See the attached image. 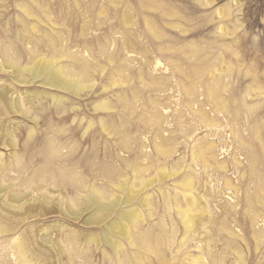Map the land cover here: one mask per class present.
I'll use <instances>...</instances> for the list:
<instances>
[{"label":"rangeland","instance_id":"1","mask_svg":"<svg viewBox=\"0 0 264 264\" xmlns=\"http://www.w3.org/2000/svg\"><path fill=\"white\" fill-rule=\"evenodd\" d=\"M21 2L23 0H0V47L20 36L24 20L29 24L38 23L36 18L25 16L19 9L16 4ZM46 6L48 13H39L38 18L47 26L39 23L38 36L48 38L51 33L56 37L55 42L48 41L46 45L34 48L32 44H25L27 39L21 38L24 44L21 40L16 43L20 55L15 59L10 58L9 62L0 55V62L4 60L6 63L26 65L36 52L40 56L57 57L62 65L67 64L71 58L85 59L88 65L97 68L90 81L97 85L93 91H83L77 97L60 89L45 87L39 80L30 84L18 83L9 73L0 72V83L7 82L15 91L14 96L20 100V104L22 103L21 109L24 112L4 117L10 121L7 126L13 132L12 137L6 136L14 139V146L0 145V152L5 160L3 162H6L4 165L8 169L4 180V174L0 176L3 180L0 181V188L4 185V189L0 190V202L3 203H0V208H5L4 202L7 201L10 204L20 203V198L15 197V194L23 193L25 197L32 199L30 204H34L36 202L32 197H40L44 192L45 195L49 194L53 201L50 207H54V211L48 215H36L24 219V222L20 218L24 209H4V212L8 211L7 215L11 216L9 218L14 220H10L12 231L7 234L0 233V264H115L117 255L102 240V232L107 229L108 223H86L84 218H87L89 211H85L79 219H72L64 215L62 208L56 205L60 199L64 205L61 207L69 205L75 209L79 208L76 201L78 194L74 188L65 182H60V185L49 178L60 168L70 172H83L88 184L94 185L95 189L106 197L115 192L122 195L118 190L111 191V186L124 177L132 179L133 170L138 177L156 180L142 193L152 196L150 208L145 209L135 203L140 212L142 211L143 220L135 227L129 225L132 238L138 235L136 240L141 242L143 235H140L149 233L151 237L156 236L155 242L159 241L158 246L161 245L160 252L147 254L146 264H187L184 254L189 246V249H193L189 255L201 253L206 264H264V0H47ZM147 19L160 33L158 40L146 34ZM157 62L160 64L153 70ZM146 63L151 64L145 65ZM171 63L178 64L183 74L172 71ZM75 71L83 70L78 67ZM179 76L182 79L187 76V79L183 80L187 86L191 85L189 87L193 88V95L183 94L177 83ZM163 77L168 80L169 86L173 83L175 87L178 86L177 90H170L167 84L158 83L164 80ZM119 78L127 83L114 85ZM160 87L167 91H160ZM33 90L48 91L68 98L65 103L68 110L64 112V108L61 109V106L53 103L50 98L42 99L36 95L31 98L29 94L34 93ZM211 95H214L215 99L218 96V104H224L230 112L229 116H219L221 121L223 117V125L235 124L240 131L243 129L247 144L239 147L232 141L231 126L228 129L226 145L219 137L210 138L212 142V139L216 141L217 158L227 165V172L224 167L217 168L219 166L214 162L217 166L210 170L211 182L204 186L207 177L199 179L201 184L197 188L198 192L196 190L197 197L207 209L204 196L208 195L209 198L211 195L209 206L212 214H206L203 218L205 221H199L198 230L195 232L197 239L179 249L182 225L176 218L173 204L171 207L168 205V209L159 195L161 187L162 191H166L178 179L162 180L160 171L165 166L168 170L174 165L173 168L178 170L176 161H181L183 157L181 162H188L190 144L194 143V139L206 137V129L200 127L206 122L192 114L189 104L193 105V101L195 106L203 103L204 111L212 116L217 105ZM105 99L110 100L112 112L103 110L95 114L94 105ZM239 103L243 105L240 106ZM73 106L79 109L72 111ZM82 118L84 121L80 124ZM158 118H161V124L157 122ZM101 119L105 129L99 123ZM90 120L96 122L95 126L84 135ZM31 128H36L37 131L29 140L28 133ZM186 130L187 132H182ZM161 137L168 139V146L163 145L165 141ZM46 143H53L58 152L54 153V149H50ZM218 146H225L226 150L222 153ZM169 147L173 148L174 153L166 158L161 156V149L163 152ZM48 152L50 154H47ZM254 155L258 158L256 157L257 161L253 164ZM236 158L240 160V164L236 163ZM20 160L21 167L26 166L24 171L18 169ZM34 175L37 183L34 186L38 188L33 193L32 188L25 186L28 179ZM225 177L231 179L230 187L233 188L225 189ZM9 184L12 186L6 188ZM83 193L90 194L89 190ZM18 233L23 236L21 240H28L25 243L20 241L24 244L22 250L20 247L18 249L17 245L20 237ZM93 233L100 237L99 245L88 239V235ZM111 237L123 245L118 253L119 258L136 264L132 260L134 254L139 251L137 246L123 236ZM75 242L76 247L79 246V250L81 248L80 253L76 251L78 254H74ZM36 245L42 246L41 250L44 249L41 252L43 256H38V252L34 250ZM51 245L56 247L49 248ZM194 246H200L202 249L198 252Z\"/></svg>","mask_w":264,"mask_h":264},{"label":"bare ground","instance_id":"2","mask_svg":"<svg viewBox=\"0 0 264 264\" xmlns=\"http://www.w3.org/2000/svg\"><path fill=\"white\" fill-rule=\"evenodd\" d=\"M46 1L47 0H30V1H24L21 3H17L16 5L19 7V9L25 14V16L29 17V18H36L38 21V23H34V24H29L27 20L23 21L22 27L21 28L23 31H21L22 33H18L20 36H16V39L14 37V41H11V43L0 47V55L1 57L3 56L6 61L9 62L10 58H16L18 57V55H20V51L18 50V47L16 46V43H19L21 38H25L28 40V44H32V47L37 48L41 45H46V42H52L54 40V38H56L54 35H51V33H49L50 35H48V38H41L38 36V31H39V23L44 24L47 26V24L39 17V13H48L47 10V6H46ZM146 22V34L150 37H152L153 39H159L160 38V33L158 32V30L154 27V25L152 24V22L147 19L145 20ZM40 32V31H39ZM51 32V31H49ZM54 32V30H53ZM17 34V35H18ZM145 34V33H144ZM47 35V32H46ZM45 37V36H44ZM22 41V40H21ZM23 42V41H22ZM57 44L59 42H56ZM55 43V44H56ZM24 44V42H23ZM49 44V43H48ZM51 44V43H50ZM53 44V45H55ZM52 46V45H51ZM58 46V45H57ZM55 46V47H57ZM142 49V48H141ZM144 49V47H143ZM148 50V48H146ZM150 51V50H148ZM196 51V50H195ZM159 52V51H158ZM152 53V52H150ZM143 54V53H142ZM146 55V54H143ZM154 54V53H153ZM65 56H62V58ZM145 57V56H144ZM146 58V57H145ZM6 63L4 60H2L0 62V72H4V73H9L10 75H12V79L15 82L18 83H23V84H30L33 83L37 80H39V83L42 84L45 87H53L56 89H60L65 91L68 94L71 95H76L77 97L80 96V93L83 91H93L95 86L97 85L94 82H90L92 81V75L95 74V72L97 71L96 66H92L91 64L88 65V63H86L85 59H76V58H71L70 61H68L67 64H60L59 62V58L55 57V58H49L46 57L44 55L40 56V54H38L37 52L34 53V56L31 57V60L26 64V65H20L19 63ZM174 62V61H173ZM149 64V63H148ZM147 63L145 65H148ZM151 64V63H150ZM149 64V65H150ZM160 62H157L156 65L153 67V70L157 69V67L159 66ZM172 64V63H171ZM169 64V65H171ZM173 70L179 74H183L182 73V69L180 68V66L176 63H173ZM82 68V72H77L75 71L77 68ZM148 68V67H147ZM152 69V68H150ZM168 70V69H167ZM185 71V70H184ZM100 72V71H99ZM185 73V72H184ZM216 75V72H214ZM213 74V73H212ZM171 76V75H170ZM169 76V77H170ZM175 76V74H174ZM173 76V79H174ZM179 82H177L178 80H176V82L178 83V86H180L181 91L183 92L184 95H190L193 91L192 87H189L186 85V83L184 82V78L187 79V76H183L184 78L182 79L181 76ZM178 77V78H179ZM127 78V77H126ZM168 78V76H167ZM176 78V77H175ZM176 78V79H178ZM164 79V77H163ZM136 80V79H135ZM142 80V79H141ZM165 80V81H164ZM161 80V82L158 83H165L167 84L168 80L164 79ZM191 80V79H190ZM126 80L119 78L117 83H114V85H125L127 82H125ZM187 81V80H186ZM170 82V81H169ZM175 82V83H176ZM189 84V83H188ZM227 84V83H226ZM202 85V84H201ZM211 85V84H210ZM158 86V85H157ZM156 86V87H157ZM167 87L170 88V90H174V88L176 89L177 87H175L176 85L171 84V86H169L168 84L166 85ZM193 86V85H192ZM223 86V85H222ZM179 88V89H180ZM210 88V87H209ZM212 88V87H211ZM107 89V88H105ZM159 89V88H158ZM157 89V90H158ZM218 89V88H216ZM165 89H163L162 87H160V91H163ZM177 90V89H176ZM212 90V89H211ZM167 91V90H165ZM179 91V90H178ZM177 91V92H178ZM205 91V90H204ZM34 93L29 94V96L31 98H33L35 95L42 98V99H46V98H50L51 101H53V103H55L56 105H58L59 107L61 106L64 108V112L66 111V109L68 108L67 106H65L66 101H68V98H65L63 96L57 95V94H53L50 93L48 91H38V90H33ZM122 92V91H121ZM120 92V93H121ZM194 92V91H193ZM196 92V91H195ZM215 92V90L213 91ZM217 92V91H216ZM176 93V91L174 92ZM207 93V91H206ZM212 93V92H211ZM15 91L9 86V84L7 82H3L0 83V145H9V146H14L13 143V138H8L6 135L11 136V128H8L7 124L8 122H10L8 119H5L4 117L12 115V114H18V113H22L23 109H21V104H20V100L17 99L16 96H14ZM24 94V93H22ZM94 94V93H93ZM122 94V93H121ZM177 94V93H176ZM182 94V95H183ZM209 94V93H208ZM207 94V95H208ZM214 94V93H213ZM220 94V93H219ZM120 95V94H119ZM125 95V94H124ZM181 95V94H180ZM191 95V96H192ZM201 95V94H200ZM205 97V94H203ZM221 95V94H220ZM219 95V96H220ZM249 95V94H248ZM126 96V95H125ZM214 95H211V98H213ZM217 96V95H215ZM29 97V98H30ZM121 97V96H120ZM122 97L124 98L123 94ZM193 97V96H192ZM191 97V98H192ZM208 97V96H207ZM210 97V96H209ZM208 97V98H209ZM221 97V96H220ZM219 97V98H220ZM223 97V96H222ZM122 98V99H123ZM246 99V97H244ZM24 99V97H23ZM126 99V98H124ZM128 99V98H127ZM216 101V105L217 107L215 108L213 115H209V113H206L204 111V104L201 103V105L195 106L196 104H194L193 101V105L190 106L189 104V108L192 112V114L196 115L197 118L201 117L204 122H206L205 125H201L200 127H202L203 129H206L207 131V135L206 137L202 138V137H198L197 139H194V143L190 144V154H189V160L186 163H182L181 161L183 160V157L181 158L182 160L180 161H176L177 163V169L175 170L172 166L170 167V169H165L167 168L166 166L162 168V170L160 171L162 174V180H167L169 178H177L178 180H175L172 184L170 188H167L168 190L166 191H162L163 188L161 187L159 190V195H160V199L162 200V202L164 203V205H166V207L168 205L173 204V208L176 212V215L178 218V221L180 222V225H182V236L180 237V242L178 245L179 249L180 247H184V245H188L189 243H191L197 236H196V231L198 230V224L199 221L201 219H203L205 217L206 214H212V210L211 207L209 206L210 200L209 198L211 197V195L209 196V198L207 196L205 197V200L207 202V209L205 208L204 205H201V201L199 200V198L197 197V193L196 190L198 192V187L199 184H201L199 182V179L206 176L207 180L204 181L203 185L206 186L207 183L211 182V174H210V170L211 168H213V166L216 165V163L218 164L219 167L217 168H223L226 172H227V165L224 164L222 161L219 160V158H217L218 154L216 153V141L213 140V142L211 141L210 138L213 137H219L222 142H225L226 145V139L228 137V129L229 126L231 125H223V117L224 116H229L230 112L227 109L226 106H224V104L220 103L218 104V96L217 99L213 98ZM221 99V98H220ZM234 99V98H233ZM124 101V100H123ZM186 101V100H184ZM212 101V100H211ZM222 101V99H221ZM239 101V100H238ZM122 102V101H121ZM127 102V101H125ZM223 102V101H222ZM229 102V101H228ZM241 102V100H240ZM196 103V102H195ZM198 103V102H197ZM235 103V101H234ZM237 103V102H236ZM235 103V104H236ZM192 104V103H191ZM231 104V103H230ZM240 104V103H239ZM242 104V103H241ZM240 104V106H241ZM74 105V104H73ZM229 105V104H228ZM227 105V106H228ZM243 105V104H242ZM65 106V107H64ZM213 106V105H212ZM57 107V106H56ZM67 107V108H66ZM201 107V108H200ZM253 107V106H252ZM70 108V107H69ZM241 108V107H240ZM79 109V107H71L72 111H77ZM211 109V108H210ZM214 109V108H213ZM250 109V108H249ZM68 110V109H67ZM111 111L113 110V106L110 102V100L105 99L103 101H99L94 105L93 108V112L96 114L99 111ZM131 110V109H130ZM237 110V108H236ZM233 111V110H232ZM62 112V111H61ZM236 112V111H235ZM24 113V112H23ZM165 113H163L164 115ZM191 114V115H192ZM235 115V113H234ZM238 115V113H237ZM219 116H223L222 117V121L219 118ZM239 116V115H238ZM162 117V116H161ZM4 118V119H3ZM167 118V116H166ZM228 118V117H225ZM163 119V118H162ZM199 119V118H198ZM194 120H196V118H194ZM201 120V121H203ZM75 121V119L73 120ZM84 121V118L81 119L80 124ZM198 121V120H197ZM196 121V122H197ZM200 121V122H201ZM226 121V120H225ZM158 123H162L161 118H158L157 120ZM235 122V121H234ZM96 122H93L92 120H90L88 122V125L85 129L84 135L85 133L92 128V126L95 124ZM98 123V122H97ZM100 125H102L103 129H105V125L103 120H100ZM164 123V122H163ZM203 123V122H202ZM229 123V122H228ZM230 123H231V119H230ZM263 123V122H262ZM193 125V124H192ZM237 125V124H236ZM13 126V125H12ZM95 126V125H94ZM196 126V125H195ZM194 126V127H195ZM10 127V126H9ZM14 127V126H13ZM18 127V126H15ZM197 127V126H196ZM33 128V127H32ZM31 128V129H32ZM199 128V129H202ZM14 129V128H13ZM16 129V128H15ZM29 129V133H28V138L29 140L33 138V136L36 134V128L34 129ZM197 129V128H196ZM258 129V128H257ZM195 130V129H193ZM192 130V131H193ZM196 131V130H195ZM198 131V130H197ZM196 131V132H197ZM231 131V138H233V142H236V144L239 147H243V145L246 143V137L244 136V132L243 129L242 131H240L238 128L234 126H231L230 128ZM229 131V132H230ZM247 131V130H246ZM258 131V130H257ZM182 132H187L186 131H182ZM181 132V133H182ZM259 132V131H258ZM257 132V133H258ZM191 133V132H190ZM194 133V132H193ZM246 133V132H245ZM195 134V133H194ZM256 134V133H255ZM263 134V133H262ZM259 135V134H258ZM193 136V134H192ZM192 136H190L192 138ZM12 137V136H11ZM194 137V136H193ZM196 137V136H195ZM257 137V136H256ZM259 137V136H258ZM163 141H165V143H163V145L168 146L169 142H167L168 139H165L166 137H161ZM218 138V139H219ZM13 139V140H12ZM94 139V137H93ZM97 139V138H96ZM219 139V140H220ZM188 140V139H187ZM256 140V139H255ZM53 141V140H52ZM55 141V140H54ZM59 141V140H58ZM248 141V140H247ZM51 142V141H50ZM57 142V141H56ZM54 143V142H53ZM53 143H46L47 145H49L50 149H54V153L58 152L56 147H53ZM67 144V143H66ZM247 144V143H246ZM245 144V145H246ZM249 145V143H248ZM55 146V145H54ZM58 146V145H57ZM162 146V144H161ZM160 146V147H161ZM174 146V145H173ZM221 146V145H220ZM48 147V146H45ZM172 147V146H171ZM169 147L168 150L167 148H165V151L162 152V149L160 151L161 156L163 157H168L171 155V153L173 152V148ZM219 147V146H218ZM249 147V146H248ZM247 147V148H248ZM14 148V147H13ZM162 148V147H161ZM220 148V147H219ZM251 148V147H249ZM46 148H44L45 150ZM49 151L50 149L47 148ZM159 149V148H158ZM157 149V150H158ZM239 149V148H238ZM259 149V148H258ZM264 149V148H263ZM219 150V149H218ZM221 152L223 153L226 150L225 146H222V148H220ZM220 152V151H218ZM13 153V152H12ZM15 153V152H14ZM51 155L52 152L50 151ZM49 152L47 154H50ZM174 153V152H173ZM261 153V152H260ZM255 154V153H254ZM259 154V153H258ZM17 155V154H16ZM19 155V154H18ZM49 155V156H51ZM47 156V157H49ZM15 157V156H14ZM19 158H21V156H18ZM17 157V158H18ZM257 155L252 157V161L253 164L257 161L256 160ZM18 158V159H19ZM51 158V157H50ZM54 158V157H53ZM51 158V159H53ZM258 158V157H257ZM14 159V158H13ZM49 159V161L51 160ZM4 158L3 155L0 152V164L3 162ZM17 160V159H14ZM185 160V159H184ZM5 161V160H4ZM18 161V160H17ZM236 163L240 164V160L238 158H236ZM20 162V167H21V162L22 160L19 161ZM213 162V163H212ZM214 162H216L214 164ZM6 163V162H5ZM3 162V164H1V171H0V176L2 174H4L2 176L3 180L5 179V175L7 176V173L5 174L6 171H8V169L5 167V164ZM12 163V162H11ZM96 163V162H95ZM175 164V163H174ZM228 164V163H227ZM7 165V164H6ZM11 165V164H9ZM25 165V164H24ZM13 166V165H12ZM78 166V165H77ZM97 166V165H96ZM217 166V165H216ZM16 167V166H15ZM18 165V169L21 171H24L23 168H26V166L23 168H20ZM84 167H86L84 165ZM93 167V166H92ZM169 167V166H168ZM199 167V168H198ZM45 168V167H44ZM184 168V170H183ZM23 169V170H22ZM28 169V168H27ZM49 169V168H48ZM17 170V169H16ZM45 170V169H44ZM52 170V169H51ZM57 170V169H56ZM198 170V171H196ZM213 170V169H212ZM222 170V169H221ZM27 171V170H26ZM43 171V170H41ZM47 171V168H46ZM50 170H48L49 172ZM97 171L99 172V168L97 169ZM215 171V170H214ZM218 171V170H217ZM56 172V174H55ZM111 171H109L110 173ZM113 172V171H112ZM197 172H199V174H197ZM19 173V172H18ZM41 173V172H40ZM50 173V172H49ZM83 172H78V171H67L64 169H59L58 171H54V174L52 173L51 177L52 180H54V182H65V184H67L68 186H71L74 188V191L78 194L76 197V201L77 204L79 206L78 209H75L70 207L69 205H67L66 207H61L64 206L62 203V200L57 201L58 206H60V208H62V213L68 217H71L72 219H79L82 214L85 211H89V215L87 216L86 219V223H91V224H98L100 222H106L107 224V229L103 230V234H102V240L111 247V249L115 252L114 254L117 255L118 259L116 260L115 264H130V260H122L119 258L118 253H120V251L123 248V245L120 243V241L115 240L114 238H112L111 236L114 235V237L116 236H123L124 238H126L127 240L131 241V243L134 246H137V248L139 249V251L137 253L134 254L133 256V263L136 264H146L145 260L147 257V254L151 253V252H160L161 248L160 246H158L159 241L156 243L154 238L155 237H151L149 235V233L147 234H141L140 237L143 235V239H141L142 241L139 242L136 240V237L138 235H134V237L132 238V236H130V227L129 225L132 224L134 225V227L136 225H138V222L143 220V215H142V211L140 212V208L136 205V204H140L141 206H144L145 209L150 208V204H152V202H150V197L149 195H143V191L145 190L146 187L152 185L153 183H155V181L153 179H147L144 177H138L137 173L135 170H133V175L134 177L132 179H130V177H124L123 180H119L118 182H116L115 184H113L111 186V191L112 190H118L122 193L121 194H116L112 193L113 195H109L108 197H106V195H104L103 193H100L99 191H97V188L95 189L94 185L92 184H88L87 179L84 178V175L82 174ZM212 173V172H211ZM38 174V173H37ZM131 174V175H132ZM36 175V174H35ZM32 176L28 179L27 181V186H25V188H32V192L34 193V191L38 188H36L35 183V177L36 176ZM40 175V174H39ZM37 175V176H39ZM50 175V174H49ZM217 175V173H216ZM43 176V175H42ZM42 176H40L41 179ZM46 176V175H45ZM255 176V175H254ZM44 177V176H43ZM86 177V176H85ZM205 177V178H206ZM39 178V177H38ZM47 178V176H46ZM48 178V179H49ZM40 181H43L41 180ZM47 179V180H48ZM157 179V178H156ZM2 179H0V181H3ZM218 180V179H217ZM220 180V179H219ZM230 180L225 177V179H223V182L225 184V189H231L233 188L230 187ZM201 181V180H200ZM53 182V181H52ZM14 183V182H13ZM39 183V182H38ZM119 183V184H118ZM1 184V182H0ZM37 184V183H36ZM57 184V183H56ZM64 184V183H63ZM35 185V186H34ZM61 185V183H60ZM262 185V184H261ZM4 186V185H3ZM2 186V188L4 189V187ZM12 185H6L7 187H11ZM201 187V186H200ZM0 188V190L2 189ZM60 188V187H59ZM165 188V187H164ZM201 189V188H200ZM7 190V189H6ZM30 190V189H29ZM61 190V189H60ZM89 190L90 194H85L83 192ZM40 191V190H39ZM117 191V193H118ZM214 191V190H213ZM3 192V191H1ZM11 192V191H10ZM200 192V191H199ZM203 192V191H202ZM66 193V191H65ZM107 193V192H106ZM111 193V192H110ZM216 193V192H215ZM263 193V192H262ZM5 194V193H4ZM10 194V193H8ZM7 194V195H8ZM12 194V193H11ZM15 194V193H14ZM26 194V193H24ZM5 195V196H7ZM49 195V194H48ZM48 195H45V192L41 194V196L39 197V195L36 197H32L34 199V201L36 203L34 204H30V200L32 199H28L27 197H25V195L20 194L17 195L15 194V197H19V201L20 203H7L4 202L5 204V208H0V233H6L9 231H12V227H10V225L12 224L11 221L14 219H10L7 215V212H4L5 210L8 209H14V208H20V209H24V213L23 216H21V220L22 222H24V219H28V218H33V216L36 215H40V216H46L49 213H51L52 211H54V207H50L52 206L53 201L49 198ZM152 195V194H150ZM158 195V196H159ZM33 196V195H32ZM203 196V195H202ZM201 196V197H202ZM11 197V196H9ZM14 197V196H13ZM30 197V196H29ZM55 197V196H54ZM6 198V197H5ZM12 198V197H11ZM42 198V199H41ZM56 199V198H54ZM68 199V198H67ZM57 200V199H56ZM70 200V199H69ZM18 201V202H19ZM2 202V201H1ZM0 202V203H1ZM29 203V204H27ZM56 203V201L54 202ZM136 203V204H135ZM3 204V203H1ZM0 204V205H1ZM51 204V205H50ZM260 204V203H259ZM128 207V208H126ZM168 208V207H167ZM172 208V209H173ZM169 209V208H168ZM171 209V210H172ZM57 210V209H56ZM60 210V209H59ZM15 211V209H14ZM18 211V210H17ZM22 211V210H21ZM33 211H37V213H32ZM147 211V210H146ZM57 212V211H56ZM144 212V211H143ZM172 212V211H171ZM10 213V212H9ZM12 214H15L12 212ZM21 214V213H20ZM53 214V213H52ZM61 214V213H60ZM147 214V213H146ZM150 214V212H149ZM257 214V213H256ZM14 216V215H13ZM17 216V215H16ZM19 216V215H18ZM150 216V215H149ZM256 216V215H255ZM168 218V217H167ZM209 218V215H208ZM257 218V217H256ZM11 220V221H10ZM207 220V219H206ZM17 221V220H15ZM20 221V220H19ZM203 221H205L203 219ZM254 221V220H253ZM257 221V219H256ZM177 222V221H176ZM19 222H17L18 224ZM21 223V222H20ZM167 223V222H166ZM14 224V222H13ZM131 225V226H132ZM202 225V224H200ZM199 225V226H200ZM205 225V222H203V226ZM56 226V225H55ZM14 227V226H13ZM17 227V226H16ZM20 227V226H19ZM32 226H30L31 228ZM54 227V225H53ZM176 227V226H175ZM28 228V227H27ZM51 228V227H50ZM18 229V228H17ZM21 229V228H20ZM19 229V230H20ZM35 229V228H34ZM33 230V229H32ZM14 231H16L14 229ZM26 231V230H24ZM31 231V230H29ZM38 231V229H37ZM17 232V231H16ZM19 232V231H18ZM20 232H23L20 230ZM19 232V233H20ZM27 232V231H26ZM34 233L37 234V232L33 231ZM258 232V231H257ZM18 233V235L20 236V234ZM32 233V232H31ZM39 233V232H38ZM41 233V232H40ZM49 233V232H48ZM151 233V232H150ZM199 233V232H198ZM22 234V233H21ZM25 234V233H24ZM28 234V233H27ZM33 234V233H32ZM44 234V233H43ZM90 234V233H89ZM38 235V234H37ZM48 235V234H47ZM116 235V236H115ZM10 236V235H9ZM27 236V235H25ZM40 236V235H39ZM38 236V237H39ZM44 236V235H43ZM259 236V235H256ZM23 236L21 235L18 239H19V243L18 245V249L20 247V249L22 250V244L23 242L21 238ZM35 237V236H34ZM37 237V236H36ZM41 237V236H40ZM260 237V236H259ZM13 238H15V236H13ZM31 238V237H30ZM29 238V239H30ZM48 238V237H46ZM86 238V237H85ZM138 238V237H137ZM16 239V240H18ZM25 239V237H24ZM39 239V238H38ZM43 239V238H42ZM88 239L91 241H95L98 243H100L101 239L98 236V234L93 233L91 235H88ZM197 239V238H196ZM32 240V239H31ZM29 240V241H31ZM34 240V238H33ZM32 240V241H33ZM36 240V239H35ZM48 240V239H46ZM72 240V238H71ZM24 241V240H23ZM26 241V240H25ZM24 241V243H25ZM73 241V240H72ZM71 241V242H72ZM87 242V239L85 240ZM89 241V243H90ZM195 241V240H194ZM28 242V240L26 241ZM36 242V241H35ZM41 242V241H40ZM52 242V241H51ZM50 242V243H51ZM44 243V241H43ZM53 243V242H52ZM54 244V243H53ZM64 244V243H63ZM71 244V243H70ZM96 244V243H95ZM198 244V243H197ZM26 245V244H25ZM32 245V244H31ZM45 245V244H43ZM30 245H28L29 247ZM35 246V245H34ZM33 246V247H34ZM53 245H51L49 248H51ZM27 247V245H26ZM32 247V248H33ZM42 247V246H40ZM39 246L36 245V252H38V256H43L41 252H43V250H41ZM54 247V246H53ZM56 247V246H55ZM54 247V248H55ZM60 247V246H59ZM76 242L75 245L73 246V249L75 250L74 254H78L80 253L79 250V246L76 247ZM190 247V246H189ZM188 247V249H189ZM47 248V247H46ZM99 248V247H98ZM24 249V248H23ZM30 248H28L29 250ZM72 249V250H73ZM186 249L187 251L185 252V256H186V263L187 264H206L205 262V257L200 253H198V255H189V252L191 251V249ZM194 249H196L198 252H200V249H202L200 246H194ZM27 250V249H26ZM33 250V251H34ZM51 250V249H49ZM193 250V249H192ZM19 251V250H18ZM30 251V250H29ZM32 251V250H31ZM46 251V250H45ZM59 251V250H58ZM76 251L78 253H76ZM83 251V250H82ZM35 252V253H36ZM50 252V251H49ZM143 252V253H141ZM177 252H179V250H177ZM181 252V251H180ZM183 252V251H182ZM188 252V253H187ZM24 253V252H23ZM26 253V251H25ZM35 253L33 254L35 256ZM47 253V252H46ZM63 253V252H62ZM70 253L72 254V251H70ZM193 253V252H192ZM29 254V253H28ZM30 254H32V252H30ZM56 254V253H55ZM130 254V253H129ZM191 254V253H190ZM21 256V254H19ZM45 255V254H44ZM53 255V254H52ZM57 255V254H56ZM77 256V255H76ZM110 256V255H109ZM125 256V255H124ZM129 256V255H128ZM25 257V255H24ZM23 257V259H24ZM28 258V256H26ZM25 257V258H26ZM54 257V255L52 256ZM78 257V256H77ZM126 257V256H125ZM124 257V258H125ZM243 257V256H242ZM38 258V257H36ZM108 258V257H107ZM33 259V258H32ZM41 258H39L40 260ZM46 259V258H45ZM58 259V257L56 258ZM113 259V258H112ZM128 259V257H127ZM25 260V259H24ZM47 260V259H46ZM51 260V259H50ZM49 260V261H50ZM29 261V259H28ZM31 261V258H30ZM34 261V260H32ZM48 261V260H47ZM56 261V260H55ZM58 261V260H57ZM44 262V261H42ZM52 262V261H51ZM113 262V261H112ZM28 263V262H27ZM32 263V262H31ZM34 263V262H33ZM50 263V262H49ZM55 263V262H54ZM185 263V262H184ZM183 263V264H184ZM24 264V263H22ZM36 264V263H35ZM38 264V263H37ZM44 264V263H43ZM55 264H60V263H55Z\"/></svg>","mask_w":264,"mask_h":264}]
</instances>
